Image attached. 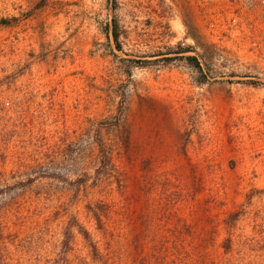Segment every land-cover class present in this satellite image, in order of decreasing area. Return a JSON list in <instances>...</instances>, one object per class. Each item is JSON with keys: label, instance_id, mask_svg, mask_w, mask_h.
Here are the masks:
<instances>
[{"label": "rangeland", "instance_id": "rangeland-1", "mask_svg": "<svg viewBox=\"0 0 264 264\" xmlns=\"http://www.w3.org/2000/svg\"><path fill=\"white\" fill-rule=\"evenodd\" d=\"M0 189L25 264L89 262L98 201L119 253L183 217L211 263L264 264V0H0Z\"/></svg>", "mask_w": 264, "mask_h": 264}, {"label": "trees", "instance_id": "trees-1", "mask_svg": "<svg viewBox=\"0 0 264 264\" xmlns=\"http://www.w3.org/2000/svg\"><path fill=\"white\" fill-rule=\"evenodd\" d=\"M111 35L118 50H122L121 45V27L118 19H114L111 25ZM194 52L192 47H188L182 51H176L175 54L179 59L186 60L188 64L196 70L203 71L204 65L197 55L189 53ZM173 60V59H168ZM137 64L139 61H135ZM98 146L99 165L102 167L113 165L114 156L111 147L103 141L102 138L96 139ZM44 152V151H42ZM40 152L37 164L42 165L45 158ZM43 160V161H42ZM3 191L0 189V194ZM89 212L95 219L98 229L102 231L104 243L93 240L91 233L83 226H79L78 230L88 243L90 251V261L86 264H218L209 261L205 250L200 249L193 242L194 233L188 231L186 226L188 222L180 217L177 229L172 233L162 234L157 229H153L150 222L144 221L133 237L128 249H123L121 253L116 248V239L114 236L113 223L111 219V209L108 208L104 201L90 204ZM179 219V218H178ZM69 234L72 235L71 231ZM66 249H69L70 239L64 242ZM231 245L225 247V252L229 253ZM19 255L14 252L9 243L6 242L5 229L0 222V264H25ZM73 264V263H68Z\"/></svg>", "mask_w": 264, "mask_h": 264}]
</instances>
